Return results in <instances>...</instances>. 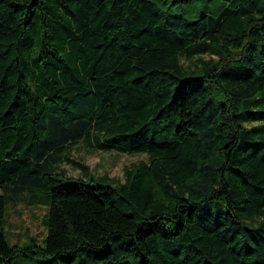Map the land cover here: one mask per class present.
<instances>
[{
  "label": "trees",
  "instance_id": "trees-1",
  "mask_svg": "<svg viewBox=\"0 0 264 264\" xmlns=\"http://www.w3.org/2000/svg\"><path fill=\"white\" fill-rule=\"evenodd\" d=\"M0 264H264V0H0Z\"/></svg>",
  "mask_w": 264,
  "mask_h": 264
},
{
  "label": "rangeland",
  "instance_id": "rangeland-1",
  "mask_svg": "<svg viewBox=\"0 0 264 264\" xmlns=\"http://www.w3.org/2000/svg\"><path fill=\"white\" fill-rule=\"evenodd\" d=\"M182 60L188 62L185 58ZM70 148V150H69ZM68 151L71 155L86 162L93 173L103 174L108 172L115 179H123V166L145 158L144 153H128L125 151H105L99 148H89L82 141L71 144ZM67 172L72 175L80 174V169L70 163H61ZM46 207L41 204L26 205L24 202L17 201L15 204H9L7 210V219L5 222V232L7 240L12 242L24 243L30 235L35 236L40 242L46 233V227L42 223V217Z\"/></svg>",
  "mask_w": 264,
  "mask_h": 264
}]
</instances>
